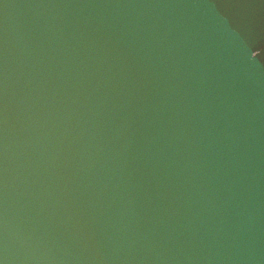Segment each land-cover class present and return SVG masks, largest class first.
Returning <instances> with one entry per match:
<instances>
[{
	"label": "water",
	"instance_id": "water-1",
	"mask_svg": "<svg viewBox=\"0 0 264 264\" xmlns=\"http://www.w3.org/2000/svg\"><path fill=\"white\" fill-rule=\"evenodd\" d=\"M0 264H264V0H0Z\"/></svg>",
	"mask_w": 264,
	"mask_h": 264
}]
</instances>
